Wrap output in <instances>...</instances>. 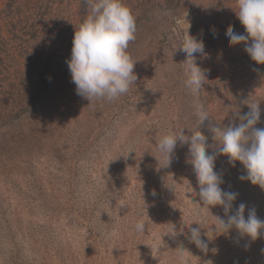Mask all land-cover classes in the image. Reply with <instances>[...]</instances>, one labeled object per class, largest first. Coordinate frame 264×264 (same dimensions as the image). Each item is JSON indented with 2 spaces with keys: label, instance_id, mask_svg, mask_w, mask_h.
<instances>
[{
  "label": "rangeland",
  "instance_id": "374dc122",
  "mask_svg": "<svg viewBox=\"0 0 264 264\" xmlns=\"http://www.w3.org/2000/svg\"><path fill=\"white\" fill-rule=\"evenodd\" d=\"M124 2L136 17L127 49L136 84L90 103L68 67L86 0H0V121L17 118L0 126V264H264V234L224 232V209L200 203L188 145L178 143L168 166L157 148L163 134L186 128L214 152L222 138L213 129L255 105L264 128V65L225 35L228 25L244 33L236 0ZM181 15L205 45L192 57L209 70L199 89L187 86L183 40L171 32ZM47 16L60 22L44 35ZM215 164L221 188L238 193L228 214L243 202L245 217L254 208L264 219V189L240 179L239 162L219 155ZM194 223L207 252L187 239Z\"/></svg>",
  "mask_w": 264,
  "mask_h": 264
},
{
  "label": "clouds",
  "instance_id": "9594fccd",
  "mask_svg": "<svg viewBox=\"0 0 264 264\" xmlns=\"http://www.w3.org/2000/svg\"><path fill=\"white\" fill-rule=\"evenodd\" d=\"M86 3L90 8L89 14L78 29L75 28L72 40L71 59L68 61L71 81L75 84L76 94L90 103L97 99L111 102L127 94L137 81L134 71L136 61L132 60L127 51L129 43L135 40L136 17L124 0H86ZM236 8L235 15L244 33L228 25L225 35L229 44H243L251 60L264 65V0H236ZM186 16L178 21H186L188 24L181 46L188 57L186 71L189 79L186 83L189 87L199 89L207 79L209 70L196 66L192 57L195 53L205 55V45L202 39L189 35L190 22ZM259 121L258 105L251 106V111L243 115L233 114L223 129H213L215 136L219 134L222 138V145L214 152L208 150L207 138L200 130L188 129L190 135L185 134L186 128L169 130L157 143L158 151L166 159V166L170 165L178 143L188 145L202 206L209 209L221 206L227 219L217 217L218 229L224 232L235 229L241 236H247L253 241L264 234V219L258 218L254 208L248 209L245 217L247 206L243 202L232 214H228L238 193L221 188L224 181L215 170V162L219 155L227 156L233 166L239 162L246 173L240 179L264 189V128L257 127ZM194 224L198 227L189 228L187 239L202 252H207L208 242L202 239L199 224ZM144 229L145 222L138 219L135 230L142 232ZM170 236L176 238L175 228ZM176 250L182 255L185 250L183 244Z\"/></svg>",
  "mask_w": 264,
  "mask_h": 264
},
{
  "label": "trees",
  "instance_id": "16d2710c",
  "mask_svg": "<svg viewBox=\"0 0 264 264\" xmlns=\"http://www.w3.org/2000/svg\"><path fill=\"white\" fill-rule=\"evenodd\" d=\"M48 4H49V6L47 7L48 9L50 8V7H52L53 5H55L54 3H52V2H48ZM58 6H60V5H58ZM60 22V19H59V17H51V18H49V16H47V19H46V26H45V29L46 30H44V35H46V34H49L51 31L50 30H48V27H49V25L50 24H52V26H51V28H56V27H58V23ZM60 32V31H59ZM27 36H29V34H28V32H27ZM35 40V39H40V40H44L43 39V37H39V36H32L31 37V40ZM51 39H48L47 40V42H51L50 41ZM20 43H22V42H20ZM56 53V52H55ZM54 54V53H53ZM53 54H50L51 56L53 55ZM28 108V107H27ZM8 118H9V116H8ZM15 119H17L16 117H14V119H8V120H2V122L0 121V126H3L5 123H7L8 121H12V120H15ZM2 124V125H1ZM1 128V127H0Z\"/></svg>",
  "mask_w": 264,
  "mask_h": 264
},
{
  "label": "built area",
  "instance_id": "2783aa9c",
  "mask_svg": "<svg viewBox=\"0 0 264 264\" xmlns=\"http://www.w3.org/2000/svg\"><path fill=\"white\" fill-rule=\"evenodd\" d=\"M184 16H186V15H181V16L174 18V22H173V25L171 28V32L173 34H175L176 36H178L180 40L184 39L186 30L188 27V24L186 21H183V23H178V21L183 20ZM186 18L188 19V21L190 22V25H191V17L187 15ZM188 31H189V29H188Z\"/></svg>",
  "mask_w": 264,
  "mask_h": 264
}]
</instances>
